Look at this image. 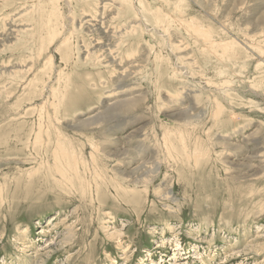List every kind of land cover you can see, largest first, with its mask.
Returning <instances> with one entry per match:
<instances>
[{
    "label": "rangeland",
    "instance_id": "rangeland-1",
    "mask_svg": "<svg viewBox=\"0 0 264 264\" xmlns=\"http://www.w3.org/2000/svg\"><path fill=\"white\" fill-rule=\"evenodd\" d=\"M38 1L50 9L51 0H0V264H264V0L206 4L230 29L214 40L240 44L221 62L178 22L206 25L207 0H182L181 16L179 0H142L163 13L176 57L165 31L145 30L150 21L149 35L130 32L136 0L123 9L118 0L58 1L60 32L70 34L68 16L76 31L57 50L62 34L45 43ZM97 44L116 60L87 58ZM179 63L190 79L175 85ZM223 73L228 97L216 84ZM168 128L182 129L186 144H165ZM70 159L81 178L69 188L53 168Z\"/></svg>",
    "mask_w": 264,
    "mask_h": 264
},
{
    "label": "bare ground",
    "instance_id": "bare-ground-1",
    "mask_svg": "<svg viewBox=\"0 0 264 264\" xmlns=\"http://www.w3.org/2000/svg\"><path fill=\"white\" fill-rule=\"evenodd\" d=\"M35 1V0H34ZM58 1H61V0H51L50 1V3H49V7L48 8H50V9H48V11H47V9H45L44 10V8H43V6H41V2H39V5H38V14H39V17L40 16H43L45 19H46V21H45V24H44V28H46V36H45V43H48V44H53V42L54 41H56V40H58L57 38L62 34V37L61 38H59L60 39V45L58 46V48H57V50H61L62 48H64V47H69L70 48V42H69V40L71 39V37L73 36V35H71L73 32H75L76 31V28L74 27L75 25V22H74V18L72 17V16H68V17H65V18H67V24H66V29H67V25H70L71 26V28L72 29H68V31L67 32H69L70 34L69 35H66V33H64V32H60V25H61V23H62V14H60V12L57 10V3H58ZM62 1H64V3L66 4V6L68 5V7H69V4L71 5V3H70V0H62ZM93 1V0H92ZM101 1V0H100ZM117 1V0H116ZM158 1V0H157ZM200 1V0H199ZM88 2V0H85V3H87ZM136 2L139 4V10L138 11H136V12H133L134 14H135V17L136 18H140L139 20H137V24L138 25H136V27H134V29L133 30H130V32L131 33H136V31H140L141 33H143V32H154L155 31V33H157L158 34V31L159 30H157L158 28L160 29V30H162L163 32L162 33H164V31L166 32L165 33V35L167 36L166 37V42H167V40H169V43L171 44V42L173 43V44H171V46H170V44H168L169 45V47H170V50H171V53H172V55H177L176 54V52L179 50V48H178V46H176V45H174L175 43L173 42V40H171L170 38H171V36L168 34L169 33V31L167 30L168 28H165V27H163L161 24H163V21H164V18L161 16V14H163V13H161V12H159V11H155V10H150L148 7H146L145 5H144V3H143V1L142 0H136ZM163 2V1H162ZM161 2V3H162ZM190 2H193L192 0L190 1ZM195 2V1H194ZM208 2H210V0H207V1H205V3H204V6H200L201 8L200 9H202L203 10V16H204V20H203V22L206 24V25H204V24H202V22H200V21H196V22H188V21H182V20H180V18H179V20H178V22H180V23H183L182 25H183V29H184V31H185V33L187 34V36H189V37H191V39H195V42L197 43V44H200V45H202L203 46V50H201V51H203L202 53H204L207 57L209 56V57H211L212 55L215 57V59H216V61L217 62H221V61H223V59H225L224 57H225V54H226V52L227 51H230V50H238L239 49V43H236V40H235V42H234V40L232 39H230V40H224L223 42L222 41H220L221 39H219L218 41H216V40H214V37H217V36H220L219 35V33H217V30H221L222 29V33H223V35H225V30L227 31H229L230 29H227L225 26H224V24H226L227 25V23H218V18L215 16V15H213V14H211V12H212V9H211V7L210 6H214L215 4H213V5H211L212 3H210V6L209 5H207L206 6V4L208 3ZM212 2V1H211ZM216 2V1H215ZM9 3V2H8ZM63 3V2H62ZM101 3V2H100ZM117 3H118V6L117 7H122V9L124 8V7H131L133 4H132V0H118L117 1ZM134 3V2H133ZM196 3H200V2H198V0H197V2ZM196 3H195V6H196ZM213 3H214V1H213ZM136 4V3H135ZM147 4V3H146ZM164 4V3H163ZM183 4V5H182ZM197 4V5H198ZM209 4V3H208ZM37 5V4H36ZM97 5H99V4H97ZM137 5V4H136ZM161 5V4H160ZM203 5V4H202ZM34 6V5H33ZM148 6V5H147ZM165 6V5H164ZM183 6H184V3H183V1L182 0H179V2H178V4H176V6L173 8V10L176 12V14H178V12H179V16H181V15H184L185 14V8L183 9ZM190 6V5H189ZM188 6V7H189ZM134 7V6H133ZM137 7V6H136ZM138 8V7H137ZM151 8V7H150ZM165 8V7H164ZM169 8V7H168ZM69 9V8H68ZM166 9V8H165ZM164 9V10H165ZM184 10V12H182L183 10ZM27 10V9H26ZM34 10V9H33ZM120 10V9H119ZM119 10H118V8L115 10V14H117V16L119 15V14H121L122 13V11H121V13L119 12ZM133 11V10H132ZM29 13V12H28ZM70 13V12H69ZM124 13V12H123ZM165 13V12H164ZM144 14H148L147 16H145ZM214 14H215V12H214ZM29 14H27V15H25V17L26 16H28ZM68 15V14H67ZM112 15V14H111ZM202 15V14H201ZM113 16H115V15H113ZM150 16H151V19L149 20V18H150ZM175 16V15H174ZM177 16V15H176ZM116 17V16H115ZM165 17V16H164ZM183 17V16H182ZM28 18V17H27ZM177 18L178 17H176V20H177ZM186 18V17H185ZM188 18V17H187ZM62 19V20H61ZM105 19H107V18H105ZM167 19V18H166ZM174 19V18H173ZM211 19L212 20H214V21H216V24L217 25H215V24H213L212 23V21H211ZM228 19H229V17H228ZM111 20V19H110ZM143 20V21H142ZM170 20V19H169ZM188 20V19H187ZM226 20H227V18H226ZM230 20V19H229ZM139 21V22H138ZM148 21H150V23H151V25H153V27L156 29H154V28H148L147 26H146V23L148 22ZM171 21H174V20H171ZM225 21V20H224ZM231 21V20H230ZM175 22V21H174ZM173 22V23H174ZM220 22V21H219ZM228 22V21H227ZM167 23V22H166ZM211 24L212 25V28H209V26L207 27V24ZM229 23V22H228ZM65 24V23H64ZM220 24V25H219ZM143 25H145L146 26V29L145 30H147V31H143V28H142V26ZM164 25V24H163ZM176 25V24H175ZM230 25V24H229ZM27 26V25H26ZM29 26V25H28ZM106 26V25H105ZM104 26V27H105ZM145 26H143V27H145ZM62 27V26H61ZM91 27V26H90ZM104 27H102V28H104ZM181 27V26H180ZM93 28V27H92ZM101 28V27H100ZM101 28V29H102ZM216 28V29H215ZM221 28V29H220ZM231 28V27H230ZM22 29H23V27H22ZM149 29V30H148ZM166 29V30H165ZM108 30V29H107ZM65 31V30H64ZM95 32V30H92V32ZM111 31V30H110ZM227 31V32H228ZM18 32H21V29L20 30H17V33ZM23 32V34H25L24 33V31H22ZM33 32V31H32ZM31 32V33H32ZM91 32V30H89L88 31V33H90ZM91 32V33H92ZM105 32V31H104ZM147 32V34L149 35V33ZM28 33V32H27ZM96 33V32H95ZM155 33H152L153 35L155 34ZM104 34V33H103ZM111 34V33H110ZM156 34V35H157ZM220 34H221V32H220ZM34 35V34H33ZM159 35V34H158ZM222 35V34H221ZM222 35V36H223ZM122 36H126V34L124 35L123 33H122V35H120V38L122 37ZM160 36V35H159ZM106 37V36H105ZM157 37V36H156ZM162 37V36H161ZM108 38V37H107ZM123 38V37H122ZM154 38V37H153ZM155 39V38H154ZM190 39V38H189ZM227 39V38H226ZM249 39V38H248ZM157 40H159L158 38H157ZM247 40V39H246ZM251 41H252V39H250ZM249 40V41H250ZM71 41V40H70ZM238 41V40H237ZM264 41V40H263ZM165 42V41H164ZM164 42H162L163 44H164ZM105 43V42H104ZM109 43V42H108ZM241 43V42H240ZM242 43H243V41H242ZM247 43V42H246ZM166 44V43H165ZM252 44V43H251ZM255 44V43H254ZM105 45H108V44H105ZM110 45V44H109ZM167 46V45H166ZM245 46V45H244ZM105 46H102V45H98L97 44V46H96V49H95V51L93 52V53H90V52H87L86 53V57L87 58H91V57H93V56H95L96 57V60H98L99 59V61H97L99 64H105L106 65V63H107V61L108 60H110L111 59V62L113 63V61H115L116 60V57L115 56H113L114 54H115V51H111V48L112 47H109V46H107V48H106V50H104L103 48H104ZM168 47V46H167ZM168 47V48H169ZM197 47H199L198 45H197ZM264 47V46H263ZM160 48V47H159ZM172 48H174V49H172ZM240 48H242L241 46H240ZM249 48V47H248ZM251 48H255L256 50H257V52L258 51H261L262 49V47H259V46H257V47H255V46H253V44H252V46H250V48L249 49H251ZM244 49V48H243ZM255 49H252V51L253 50H255ZM264 49V48H263ZM181 50V49H180ZM199 51H200V49H198ZM108 51V52H107ZM200 51V52H201ZM99 52H101V56L103 57L104 56V58L102 59V60H100L101 59V56H98V55H100L99 54ZM105 52L107 53L106 55H105ZM169 52V51H168ZM198 52V51H197ZM263 52V51H262ZM98 53V55H96ZM160 53V52H159ZM169 54H170V52H169ZM184 54H186V53H184ZM253 54V53H252ZM261 53L259 52V55H260ZM157 55H160V54H158L157 53ZM179 55V54H178ZM182 56H183V54H181ZM234 55V54H233ZM187 56V54L186 55H184L183 57H185V58H187L186 57ZM129 57V56H128ZM176 57V56H175ZM234 57H236L235 55H234ZM260 57V56H259ZM184 58V59H185ZM188 59V58H187ZM186 59V60H187ZM206 59V58H205ZM179 60V59H178ZM183 60V59H182ZM176 61V60H175ZM185 61V60H184ZM51 62H52V58H50L49 60H48V65L49 64H51ZM110 62V63H111ZM180 62V61H179ZM189 62V61H188ZM111 63V64H112ZM184 63V62H183ZM235 63V62H234ZM236 63H238V62H236ZM47 64H45V65H47ZM174 64V63H173ZM178 64V63H177ZM176 64V65H177ZM233 64V63H232ZM261 64L262 63H260V66H261ZM109 66H111L110 64H108ZM113 65V64H112ZM189 65V64H188ZM187 65V66H188ZM238 65V64H237ZM135 66V65H134ZM175 66V65H174ZM233 66H236V65H233ZM240 66V65H239ZM190 67V66H189ZM114 68H117V67H114ZM191 68H193V67H191ZM190 68V69H191ZM139 69V68H138ZM175 69V68H174ZM239 69V68H238ZM120 70V69H119ZM132 70V69H131ZM188 68H186L185 66H181L180 65V63H179V65H178V67L176 68V77L175 78H173L170 82H173V83H175V85H180L181 83H183V84H186V81H188V79H190V77H188L189 76V72L191 71V70H189V72H188ZM193 70V69H192ZM195 70V69H194ZM63 71V70H62ZM62 71H60L61 73L59 74V84L61 83L60 82V78L63 76V72ZM132 71H134V70H132ZM228 71V70H227ZM239 71V70H238ZM120 72V71H119ZM194 72V71H193ZM221 72V71H220ZM219 72V73H220ZM222 72H224L225 73V70L224 71H222ZM192 73V72H191ZM224 73L223 74H221V75H219L220 77H221V81H217L216 82V84H217V86L220 88V89H222V91H223V93L222 94H220V95H222V97H228V94H227V92L229 91V90H231L230 88H229V84L231 83V82H229V80L227 79V77L226 76H223L224 75ZM10 74H12V73H10ZM125 74V73H124ZM237 74H238V72H237ZM175 75V74H174ZM228 75V74H227ZM127 76H128V73H127ZM130 76H131V74H130ZM231 76H232V74H231ZM238 76V75H237ZM63 78H65V77H63ZM191 78H192V76H191ZM229 78V77H228ZM57 79V78H56ZM227 79V80H226ZM62 80V79H61ZM232 80H234V79H232ZM58 81V80H57ZM192 81V80H191ZM229 83H228V82ZM231 81V80H230ZM190 82V81H189ZM33 83V82H32ZM214 83V82H213ZM207 84V83H206ZM215 84V83H214ZM209 85V84H208ZM55 88H57V86L55 87ZM54 88V89H55ZM204 88V87H203ZM215 88H213V90H214ZM219 89V90H220ZM52 90V89H51ZM51 90H50V92H51ZM56 90V89H55ZM217 90V89H216ZM53 91V90H52ZM218 91V90H217ZM54 92V91H53ZM53 92H51V94L53 93ZM194 92V91H193ZM58 93V92H57ZM57 93L55 92V94L54 95H57ZM144 97V96H143ZM160 99H161V97H160ZM128 100V102L131 100V99H127ZM133 101L135 100V98L134 99H132ZM138 100V99H137ZM141 100V99H140ZM163 101H164V103L166 104H168V103H171L172 101H169L167 98H164L163 97V99H162ZM125 102H126V100H124ZM133 101H131V102H133ZM131 102H130V104H131ZM120 104H123V101L122 102H117V105H120ZM127 104V103H126ZM133 104V103H132ZM216 105L217 106H219V104L218 103H216ZM193 107V106H192ZM195 108H198V107H195ZM56 109V108H55ZM189 110V109H188ZM191 110V109H190ZM193 110H194V108H193ZM199 110V109H198ZM191 112H192V110H191ZM190 112V113H191ZM189 113V112H188ZM200 113V112H199ZM195 114H198V113H196L195 112ZM194 114V115H195ZM202 113H200V115H201ZM218 114H219V111H215L214 112V117H217L218 116ZM193 114H191V116H192ZM186 116V115H185ZM189 117V119L192 121V120H194V119H196V117H198V116H196L195 115V117L193 116V119L190 117V115H188ZM188 119V120H189ZM198 120H199V118H197ZM197 120V121H198ZM187 121V120H186ZM190 121V122H191ZM197 121H195V122H197ZM178 122V121H177ZM190 122H189V124H190ZM193 122H191V124H192ZM179 124H180V122H179ZM181 124H183V123H181ZM187 124V123H186ZM185 124V125H186ZM193 125V124H192ZM191 125V126H192ZM194 125H195V123H194ZM197 125V124H196ZM195 125V126H196ZM184 126V125H183ZM190 126V125H189ZM194 127H192V129H193ZM196 128V127H195ZM166 129H167V127H166ZM172 132V133H171ZM39 134V133H38ZM164 134H165V136L163 137V140H165V144H167V142L169 143V146L171 147V148H173L174 147V144L172 143V141H171V136H175V137H177V140L178 141H180L179 143H180V146L182 147L184 144H186L184 141H183V139H181L180 140V137H181V135H182V129H177V132H174L173 133V130H171V128L169 129L168 128V130L166 131V132H164ZM38 136V135H37ZM180 136V137H179ZM41 137V136H40ZM38 139V138H37ZM41 139V138H40ZM35 141H36V139H35ZM56 145H58V147H59V145L60 144H58V143H56ZM168 146V145H167ZM160 147V146H159ZM185 149H186V147L184 146L183 147V152L185 151ZM187 150V149H186ZM68 153L69 152H65L64 153V156L65 155H68ZM199 156V155H198ZM71 160V159H70ZM156 162H158V161H156ZM159 163V162H158ZM157 163V164H158ZM56 164V163H55ZM141 164H143V162L141 163ZM140 163H138V165H141ZM155 164V163H154ZM153 164V165H154ZM156 164V165H157ZM54 165V164H53ZM143 166V165H142ZM53 167V166H52ZM140 167V166H139ZM148 167V166H147ZM78 168H79V163H78V161H73V160H71L69 163H65V164H62V162H59V163H57L56 165H54V168H53V172H54V175L56 176V177H59L60 178V181H59V183L58 184H60L61 183V185L63 184L64 186H66V187H69V186H71L73 183V181L74 180H76L77 182H79L80 181V178H81V174L79 175L78 174ZM144 168H145V170L147 169L145 166H144ZM142 169V168H141ZM149 169V168H148ZM147 169V171H149V172H152V171H150V169L148 170ZM159 169V168H158ZM85 170V169H84ZM144 170V169H143ZM157 170V169H156ZM132 171H133V169H132ZM154 171V170H153ZM142 172V171H141ZM148 172V173H149ZM113 174H115L114 172H113ZM118 174V173H117ZM122 174H124V173H122ZM132 174V173H131ZM130 174V175H131ZM140 174V173H139ZM141 174H143V173H141ZM145 174V173H144ZM143 174V175H144ZM151 174V173H150ZM129 175V176H130ZM137 175H138V173H137ZM145 175H149V174H145ZM157 175V174H156ZM97 176V175H96ZM98 176H100L99 174H98ZM97 176V177H98ZM116 177H117V175H115ZM114 176V178L116 179V177ZM133 176V175H132ZM155 176V175H154ZM96 177V178H97ZM120 177H122V176H120ZM120 177H117V178H120ZM123 177H124V175H123ZM150 177V176H149ZM99 178V177H98ZM113 178V177H112ZM113 178V179H114ZM128 178V177H127ZM126 178V179H127ZM130 178V177H129ZM134 178V177H133ZM136 179L138 178V177H135ZM147 178V177H146ZM58 179V178H57ZM114 179V180H115ZM135 180V179H134ZM143 179H141V178H139V181H137L136 180V183L137 184H142V185H144V187L146 186V184L149 182V181H142ZM111 181V180H110ZM113 181V180H112ZM126 182H127V180H125ZM130 181V180H129ZM142 181V182H141ZM106 182V181H105ZM119 182V181H118ZM117 182V183H118ZM116 183V182H115ZM116 183V184H117ZM79 184V188L81 189V190H84V188H83V186H82V184L81 183H78ZM88 184V183H87ZM116 184H114L113 183V185H116ZM118 184H120V183H118ZM60 185V186H61ZM62 185V186H63ZM130 185V184H129ZM132 185V184H131ZM57 186H59V185H57ZM96 186V185H95ZM118 186V185H117ZM120 186V185H119ZM122 187V186H121ZM124 187V186H123ZM128 187V186H127ZM131 187V186H130ZM135 187V186H134ZM147 187V186H146ZM59 188V187H58ZM63 188V187H62ZM70 188V187H69ZM74 188V187H73ZM120 188V187H119ZM138 188V187H137ZM65 189V188H64ZM72 189V188H71ZM75 189V188H74ZM73 189V190H74ZM77 189V188H76ZM78 190V189H77ZM146 190V189H145ZM68 191V190H67ZM64 193H65V191H64ZM53 221V220H52ZM51 221V222H52ZM114 233H117V232H114ZM38 259H40V258H38ZM179 259V258H178Z\"/></svg>",
    "mask_w": 264,
    "mask_h": 264
}]
</instances>
